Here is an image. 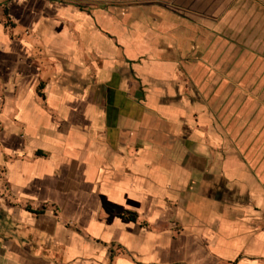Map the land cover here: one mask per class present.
Here are the masks:
<instances>
[{
    "label": "crops",
    "instance_id": "0c3cea01",
    "mask_svg": "<svg viewBox=\"0 0 264 264\" xmlns=\"http://www.w3.org/2000/svg\"><path fill=\"white\" fill-rule=\"evenodd\" d=\"M0 264H264V0H0Z\"/></svg>",
    "mask_w": 264,
    "mask_h": 264
}]
</instances>
